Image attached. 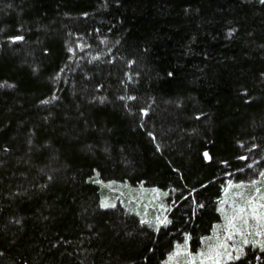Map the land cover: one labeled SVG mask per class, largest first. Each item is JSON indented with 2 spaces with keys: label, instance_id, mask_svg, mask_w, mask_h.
Returning <instances> with one entry per match:
<instances>
[{
  "label": "trees",
  "instance_id": "obj_1",
  "mask_svg": "<svg viewBox=\"0 0 264 264\" xmlns=\"http://www.w3.org/2000/svg\"><path fill=\"white\" fill-rule=\"evenodd\" d=\"M263 179L264 0H0V264H204Z\"/></svg>",
  "mask_w": 264,
  "mask_h": 264
},
{
  "label": "rangeland",
  "instance_id": "obj_2",
  "mask_svg": "<svg viewBox=\"0 0 264 264\" xmlns=\"http://www.w3.org/2000/svg\"><path fill=\"white\" fill-rule=\"evenodd\" d=\"M245 179L244 180H247L249 178V176H246L244 177ZM253 186H249L247 187L246 184H240V183H236V184H231V183H226L224 188H223V191H222V195H221V203L224 204L223 205V212L221 211V208H219V213H222V217H221V222L219 224V228H217V226H215L212 230H213V235L212 237H214L216 239H218L219 237V234H221L222 230L224 231V234L226 235V230H225V214L231 216L233 214V209L238 207V206H241L243 207V202L245 201L244 198L242 196H239V197H235L234 194L235 192H237V190H241L243 193L242 194H248L251 189L250 188H257L255 189V193H254V196L256 197L255 199H250V202L253 206L256 207V211H257V214L259 213H264V207H261V205H264V197L260 194V190L259 188H261V191L263 192L264 191V179L263 180H260V182H254L252 184ZM263 185V186H262ZM141 195L144 197V198H147V194H142ZM156 195V194H154ZM259 195H261L259 197ZM246 211L248 212H251V208H246ZM162 218H163V222H165L166 218H165V215L163 214L162 215ZM249 225L250 227L247 228L246 232H245V235L246 237L248 235L250 236H254L255 238V241L256 243L258 242L259 243V240H261L263 237H264V230H261L257 227H255L256 225V220L253 219L251 216L249 217ZM256 230V232H254ZM245 237V238H246ZM240 239H241V236L240 235H235L234 236V240L233 241H228V245H229V251L230 249L233 250V247L237 246L236 243H239L240 242ZM221 240V239H219ZM223 240V239H222ZM211 242V241H208V243ZM235 242V244H234ZM243 245L242 248H244V251L246 249H250L252 248L253 244H241ZM185 249L183 251L180 250V252H177V249H174L175 250V254H172L169 256V258H167L163 264H165L166 262H169V264H173V263H176V264H180L184 259V257H187L188 258V264H199L197 259L200 258L199 255H195L193 257L192 253L190 252L189 250V244H188V240L185 241ZM223 251V250H221ZM182 252V253H181ZM233 256H237L238 253L234 254L232 253ZM240 259V257H239ZM190 260V261H189ZM238 259H229L227 256H222L221 257V264H228V263H231V262H235L237 261ZM204 264H212V261L209 260L208 262H205Z\"/></svg>",
  "mask_w": 264,
  "mask_h": 264
},
{
  "label": "snow or ice",
  "instance_id": "obj_3",
  "mask_svg": "<svg viewBox=\"0 0 264 264\" xmlns=\"http://www.w3.org/2000/svg\"><path fill=\"white\" fill-rule=\"evenodd\" d=\"M104 207H109V205L105 203ZM247 207L251 208V212L246 211ZM261 207H264V205H261ZM221 211H224L223 208H221ZM250 216L256 220L255 227L264 230V213L257 214L256 207L253 206L250 201L243 207L238 206L234 208L231 216L225 214V230L227 234L224 236L223 240L218 239L216 246L210 248L209 253L207 254V259L211 260L212 264H221L222 256H227L229 259H239V255L233 256L232 252L228 250V241H233L235 235H240L243 244L247 245L249 243V240L244 238V235L247 228L250 227ZM219 227L220 226L218 225L217 228ZM261 247L264 248V244H262ZM239 253L240 255L243 254L242 248L239 249Z\"/></svg>",
  "mask_w": 264,
  "mask_h": 264
}]
</instances>
